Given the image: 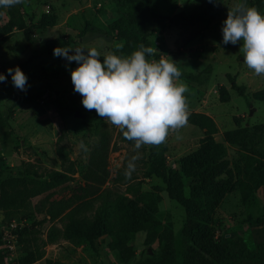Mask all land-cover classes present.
Segmentation results:
<instances>
[{
  "label": "rangeland",
  "instance_id": "obj_1",
  "mask_svg": "<svg viewBox=\"0 0 264 264\" xmlns=\"http://www.w3.org/2000/svg\"><path fill=\"white\" fill-rule=\"evenodd\" d=\"M200 0H156V10L163 17L164 27L151 24L152 47L157 48L155 54L159 60L162 56L176 61L180 71L203 72V83H198L181 77L180 81L188 86L185 96L189 102L190 112H202L209 115L217 126L214 134L216 141L222 142L227 148V166L221 177L231 180L234 188L225 194L216 209L212 224L220 240L229 244L235 238H241L250 247L264 239V195L261 188H254L252 165L254 158L250 151L236 144H230L223 138V132L239 126H259V138L256 145L263 154L264 161V106L251 97L252 92L264 88V76H258L249 69L243 60L240 44H223L222 26L227 17V11L238 0H223L220 5V15L203 32L194 33L195 25L182 27L170 17L178 12H188ZM113 0H25L22 9L29 24L35 22L42 13L56 16V34L63 33L77 46L96 47L101 52V59L108 53H116L117 46L122 41L113 35L105 36L87 30L89 26L107 27L121 15L116 14ZM100 3V4H99ZM255 7L264 14V0H259ZM49 9L46 12L45 9ZM6 11L0 12V26L6 22ZM200 31V30H199ZM34 40L26 41L23 32L12 33L1 44L0 72L7 77V82H0V110L6 118V125L0 128V167L4 178L10 175L12 168L22 162L32 163L39 172L47 170H63L73 179L56 186L45 193L32 198V204L39 208L42 202L48 204L55 199L77 200L95 197L94 207L101 199L115 194H123L134 198L135 192H153L160 196L158 210L166 220L172 223L176 251L181 253L180 231L185 221V211L176 201L170 199L165 191V183L154 175L147 176L148 154L151 146H143L139 152L134 148V142L124 138L122 131L107 120L97 116L95 110L88 111L83 107L82 97L74 91L71 80V69L77 67L76 62H67L62 57L49 54L45 49L43 33L34 32ZM85 33V34H83ZM75 46V45H74ZM169 56V57H167ZM150 59V60H151ZM19 66L26 74L28 86L26 91L13 86L10 67ZM228 75L235 82L243 85L245 92L239 94L231 87ZM226 86L230 93L227 102H221L218 97V86ZM37 103L44 111L38 115L32 108ZM78 110L83 116H75ZM203 132L198 127L187 123L178 132L170 133L166 142L156 146L165 158L167 166L182 174V158L193 152ZM106 144L100 157L105 160L109 171L105 182L99 185L85 177L90 165V158L97 147ZM64 154V157H62ZM139 156L135 161V171L126 178L125 170L133 156ZM184 194L189 195V186L194 178L182 174ZM89 184L90 187H87ZM135 185L133 192L127 191L129 185ZM105 190L102 194H100ZM94 191L90 197L84 193ZM100 194V195H99ZM99 195L98 197H96ZM36 218L44 213L34 208ZM64 213L53 220H46L40 226L39 239L47 243L41 247L43 255L31 264H48V261L61 264H121L116 260L109 248L110 237L103 235L93 244H75L62 235L66 219ZM3 211L0 209V228L7 225ZM60 233L54 242L48 241V234ZM145 231L136 233L133 247L136 255L144 248L157 250L155 237L145 244ZM4 251V250H3ZM24 252L20 243L17 254H6L4 264H18L17 260ZM223 264H249L245 261H232ZM259 264H264V250Z\"/></svg>",
  "mask_w": 264,
  "mask_h": 264
},
{
  "label": "trees",
  "instance_id": "obj_2",
  "mask_svg": "<svg viewBox=\"0 0 264 264\" xmlns=\"http://www.w3.org/2000/svg\"><path fill=\"white\" fill-rule=\"evenodd\" d=\"M113 1L117 9L122 12L121 15L112 20L107 27L89 26L87 30L99 35H113L116 40L122 41L123 48L115 53L121 56L130 55L141 44L152 47L151 24L155 22L156 27H164L161 21L163 16L156 10V0ZM258 1L246 0V3L253 7ZM222 2L223 0H216L215 3L200 0L190 11L178 12L172 15L170 20L182 27L195 25L191 35L203 32L220 15L219 7ZM3 11H6L8 19L0 26V43L6 40L14 30H22L25 40L30 41L34 38L35 31L44 30L56 23V16L43 13L35 22L29 24L24 16L22 4L11 8H0V12ZM58 46L72 47L74 42L65 35H61L45 43L48 53H53L54 48ZM152 57L147 58L150 60ZM208 69L210 66L198 73L181 71V77L203 83L202 73L209 71ZM228 79L231 87L243 95L244 86L237 84L230 75ZM218 97L221 102L229 101L230 93L226 86H218ZM251 97L264 106V88L252 92ZM30 105L38 115L43 113L44 109L37 103L31 101ZM236 122L237 127L224 131L223 138L226 142L236 144L259 157L254 158L252 165V171L255 174L253 187L261 188L264 195V161L260 158L263 154L256 145L259 138V126L240 127L238 118ZM188 123L203 132L197 148L181 160L182 174L194 178L189 186V195L184 194L182 174L167 166L165 156L156 150V146L150 147L146 171L147 176L154 175L162 179L166 185L165 191L168 197L180 204L185 211L186 217L180 231V256L176 251L172 223L166 220L158 210L157 204L160 201L158 194L138 191L134 193V198H130L113 193L112 196L109 194L101 199L100 204L94 207L95 197H90L94 191H90L84 193L90 198L83 196L84 199L79 198L77 202L55 199L48 204L42 202L37 208L32 204V198L72 180L73 177L63 170L52 169L39 172L32 163L22 162L18 167L12 168L10 175L2 179L4 171L0 167V209L5 219H8V222L13 218L32 219L29 226L19 231L18 243L19 245L23 243L24 252L17 260L18 264H31L42 257L41 247L47 242L43 240L41 244L36 242L41 232L40 226L44 221L53 220L62 213L66 219L65 230L62 233L64 237L75 244L86 242L93 244L101 236L109 235V248L121 264H223L232 261L259 264L264 250V239L256 242L254 248H250L241 238H235L229 244H225L217 236L216 228L212 224L213 215L225 194L234 188L231 180L221 177L227 166V148L224 143L214 139L217 126L209 115L202 112H190ZM5 125L6 118L0 110V128ZM103 150H107L106 144L94 150L84 177L99 185H102L109 175L105 160L100 157ZM86 185L90 187L89 184ZM134 186V184L129 185L127 191L133 192ZM34 208L38 212H43L44 215L36 218ZM2 227L0 228V264H4L7 254L2 248ZM139 231L146 232L145 244H149L150 238L155 237L158 247L157 250L142 249L136 259L130 263L136 255L133 241ZM60 233H49L48 241L54 242L59 238ZM48 264L61 263L49 260Z\"/></svg>",
  "mask_w": 264,
  "mask_h": 264
},
{
  "label": "clouds",
  "instance_id": "obj_3",
  "mask_svg": "<svg viewBox=\"0 0 264 264\" xmlns=\"http://www.w3.org/2000/svg\"><path fill=\"white\" fill-rule=\"evenodd\" d=\"M25 0H0V8H11ZM215 3L216 0H209ZM223 44H240L243 60L258 76H264V14L238 0L227 11L222 26ZM123 45L117 46V51ZM158 49L140 47L128 56L108 53L101 59L96 47H56L53 55L67 62H76L71 69L74 91L82 97L83 107L95 110L98 117L119 128L124 138L134 142L137 152L145 146H159L170 133L178 132L188 123V86L180 81L176 61L155 56ZM169 57V56H167ZM13 86L26 91L28 79L19 66L10 67ZM0 82L7 77L0 72ZM133 156L125 170L126 178L135 171Z\"/></svg>",
  "mask_w": 264,
  "mask_h": 264
},
{
  "label": "built area",
  "instance_id": "obj_4",
  "mask_svg": "<svg viewBox=\"0 0 264 264\" xmlns=\"http://www.w3.org/2000/svg\"><path fill=\"white\" fill-rule=\"evenodd\" d=\"M49 12V9H45ZM32 219L26 218H13L7 225L2 227V248L10 255L17 254L19 250V231L24 227L31 224Z\"/></svg>",
  "mask_w": 264,
  "mask_h": 264
},
{
  "label": "crops",
  "instance_id": "obj_5",
  "mask_svg": "<svg viewBox=\"0 0 264 264\" xmlns=\"http://www.w3.org/2000/svg\"><path fill=\"white\" fill-rule=\"evenodd\" d=\"M100 4V3H99ZM113 4H114V6H113V8H114V10H115V12H116V14H119V13H117V11H119L118 9H117V7H116V5H115V3L113 2ZM43 14V13H42ZM55 26H56V23L53 25V26H51V27H48V28H46V29H44V30H41V31H37V33H43V38H45V43H46V41H48V40H50V39H54V38H57V37H59V36H61V35H65V34H63V33H60V35L59 34H56V36H55V33H57V31H55ZM18 31H20V30H14L12 33H14V32H18ZM22 31V30H21ZM89 30H87L86 32H88ZM85 32V33H86ZM91 32V31H90ZM84 33V34H85ZM36 35L37 34H35L34 35V38L36 37ZM66 36V35H65ZM24 37V36H23ZM34 38L32 39V40H34ZM25 39V38H24ZM31 40V41H32ZM27 41V40H26ZM78 44V43H77ZM77 44H74L75 46H72V47H78L77 46ZM79 45V44H78ZM1 47H3V44H1L0 45ZM0 47V48H1ZM49 54H52V53H49ZM193 73V72H192ZM2 112V111H1ZM2 114H3V112H2Z\"/></svg>",
  "mask_w": 264,
  "mask_h": 264
},
{
  "label": "water",
  "instance_id": "obj_6",
  "mask_svg": "<svg viewBox=\"0 0 264 264\" xmlns=\"http://www.w3.org/2000/svg\"><path fill=\"white\" fill-rule=\"evenodd\" d=\"M74 115H75V116H80V117H82V116H83V113H81L80 111L76 110V111L74 112ZM149 252L152 253V250L149 249Z\"/></svg>",
  "mask_w": 264,
  "mask_h": 264
}]
</instances>
